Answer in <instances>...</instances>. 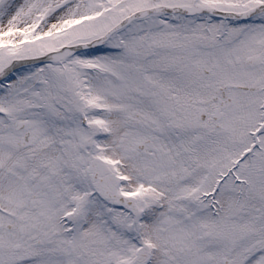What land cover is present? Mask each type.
Masks as SVG:
<instances>
[{
    "label": "snow or ice",
    "instance_id": "obj_1",
    "mask_svg": "<svg viewBox=\"0 0 264 264\" xmlns=\"http://www.w3.org/2000/svg\"><path fill=\"white\" fill-rule=\"evenodd\" d=\"M0 264H264V0H0Z\"/></svg>",
    "mask_w": 264,
    "mask_h": 264
}]
</instances>
